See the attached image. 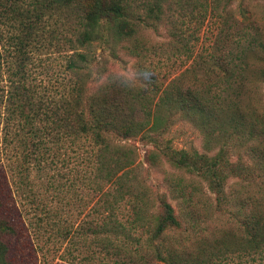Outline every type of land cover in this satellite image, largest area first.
<instances>
[{
    "label": "trees",
    "instance_id": "trees-1",
    "mask_svg": "<svg viewBox=\"0 0 264 264\" xmlns=\"http://www.w3.org/2000/svg\"><path fill=\"white\" fill-rule=\"evenodd\" d=\"M134 1L0 0V30H5V34L0 31V41L5 40L0 45V72L3 62L8 64L1 142L5 146L14 143L11 148H16L15 159L9 165L6 163L8 168L3 162L0 163V204L8 208L13 200L8 176L14 179H10L11 183L19 182L30 190L35 182L34 175L31 176L33 179L29 176L32 170L43 171L44 164L49 160L53 162L54 157L58 156L59 148L73 145L82 147L77 142H85V165L76 175L79 180L75 179V182L85 184L87 188L82 200L88 210L87 218L80 224V231L75 236L76 247L80 245L86 248L92 243L109 264H181V257L187 258V255L183 256L187 252L179 250L185 238L180 235L171 240L166 232L180 224L174 208L163 200L160 207L148 216L145 191L139 188L140 182L130 167L132 158L125 152V145L113 137L128 139L141 132L144 133L143 137L147 135L150 138L149 131L161 105H179L187 101L195 108L201 106L203 114L212 112L214 124L221 126L219 132L228 133L230 128L225 130L222 127V121H228L232 129L241 133L240 140L250 145L252 152V155H248L252 158L250 164L237 163L233 167L226 159L173 152V162L193 167L210 181V188L216 194L212 201L214 208L225 209L231 201L240 204L234 217L245 232L241 237L247 240L243 246L226 243L213 245L211 249L208 248V255L191 260H195V264H228L227 260L241 261L245 257L261 255L264 253V204L254 196L253 201L257 199L256 203L262 209L258 213L248 214L246 212L252 209L253 204L246 202L249 200L246 195H250L247 190L242 187L236 194V186L228 192L223 188L226 175L232 172L248 177L251 171L252 176L260 179L264 177V134L261 132L263 138H259L260 134L251 132L256 131L257 123L260 122L255 112L248 114L238 109L239 85L244 81L245 68L241 62L237 66L236 56L229 53L233 51L231 47L239 48V53L243 52L240 45L246 31L241 33L237 30H246V27L239 28L235 22L229 24L222 19L225 24L219 23L212 43L198 51L193 62L166 85L156 81L155 76L143 84H134L103 68L96 71L98 74L93 79L100 77L99 84L89 90L87 83L92 79L91 63L94 62L89 47L95 40L106 39L104 30H96L97 27L102 26L103 22L107 23V33L113 35L117 42L131 38L135 30L129 19L134 12H130L127 7ZM137 1H141L144 8L147 6V13L153 12L154 17L160 19L158 13L162 14L161 4L166 0ZM216 1H212L213 10H217ZM63 18L74 24L70 35L52 28L50 19H54V23ZM182 40L181 49H185L188 39ZM60 42L67 45L66 69L71 81L64 92L51 95L45 87L43 90L37 89L29 81L31 74L27 66L34 51L53 43H56L55 47H60ZM253 44L259 45L264 53V44L255 38L251 42L247 41L246 51ZM234 95H237L236 101L233 100ZM245 120L250 125H246ZM150 122L152 124L149 125ZM257 128L263 129L260 125ZM246 129L248 133L245 134ZM247 184L251 185L252 182ZM189 193L185 201H192V192ZM37 196L34 195L36 202L39 201ZM184 200L180 203H184ZM122 205L127 207L125 222L119 218ZM62 211L59 210L60 213ZM183 212L191 219L198 218L190 210ZM226 216L230 218L229 214ZM7 218L0 220L3 222L0 226V264H28L27 261L17 262L11 256L8 236L21 228L14 220ZM51 224L57 225V239L73 241L69 228L60 220H52ZM229 227L223 230L230 232ZM92 256V253H88L84 259L91 262Z\"/></svg>",
    "mask_w": 264,
    "mask_h": 264
},
{
    "label": "rangeland",
    "instance_id": "rangeland-1",
    "mask_svg": "<svg viewBox=\"0 0 264 264\" xmlns=\"http://www.w3.org/2000/svg\"><path fill=\"white\" fill-rule=\"evenodd\" d=\"M212 1L166 0L161 4L162 14L158 13L160 19H156L153 12L147 13V6L144 8V4L136 0L127 7L130 12H134L129 20L135 32L131 38L118 42L113 35L107 33L109 26L103 22L96 30H104L106 39L95 40L89 47L91 55H94V62L91 63L92 79L87 83V88L92 90L99 84L100 77L94 81L93 79L98 74L96 71L103 68L129 79L134 84H143L155 76L156 81L166 85L193 62L198 51L212 43L219 23L223 22L222 19L229 24L235 22L239 28L246 27V30L237 31L246 33L240 45L243 52L239 53L237 52L239 48L233 47H231L233 51H229L232 53L231 56H236L234 58L237 66L241 62L245 68L244 81L239 85V99L234 95L233 100H238L239 110H245L248 114L255 112L256 118L260 121L257 127L260 125L263 129L256 127V131L251 132H256L260 134L259 138H263L264 53L257 44L249 45L248 51L246 47L247 41L251 42L253 38L264 44V0H217L215 3L217 10L212 9ZM53 20L50 19V22L54 30H63L61 33L67 35L74 30V24L65 18L54 23ZM224 27L227 28V25ZM0 31L5 34V30ZM183 38L188 39L185 49H181ZM3 41L5 40L0 41L1 46ZM53 44L31 54L27 66L31 74L28 79L37 89L43 90L45 87L49 94L58 95L68 88L71 76L66 69V43L60 42V47L57 45L55 47L56 43ZM7 67L8 64L3 62L0 72V163L3 162L6 168H8L6 163L9 165L16 157V148H11L14 143L5 146L1 142ZM213 119L212 112L203 114L201 106L195 108L187 101L179 105H161L153 119L149 131L150 138L147 135L143 137L144 133L141 132L128 139L113 137L115 141L125 145V152L132 158L130 167L133 168L132 174L135 173L140 182L139 188L145 191L148 216L160 207L163 200L168 201L174 208L180 224L167 229L166 232L171 240L180 235L185 238L179 250L187 252L183 255H187V258L181 257V264H195L196 261H192L191 258L208 255L206 252H209L208 248L211 249L213 245L226 243L243 246L247 242L241 237L245 232L234 217L235 210L240 204L231 201L225 209L214 208L215 204L212 201L215 200L216 194L210 188V181L193 167L181 166L172 161L174 151H183L191 155L193 153L204 155L206 158L226 159L232 167L237 163H251L252 158L248 157L249 154L252 155L251 146L240 140L241 133L232 129L226 120L222 121L224 122L222 127L225 130L229 127L228 133L219 132L221 126L214 124ZM245 124L250 125L247 120ZM246 133L248 129L245 130ZM77 143H81L82 147L78 145L61 147L53 162L49 160L44 164L43 171H31L29 176L33 179L31 176L34 175L35 179L31 191L24 184L11 183L10 179H14L8 176L13 200L8 208L0 204V220L8 217L7 220L12 219L18 223L17 226L20 225V230L17 227L16 232L8 236L11 256L17 262L86 264L90 260H85V256L92 253L90 264H109L102 254H98L97 246L91 243L88 247L81 248L80 245L76 247L74 242L77 232L80 231V224L87 218L88 210L84 199L82 200L87 188L85 184L75 182V179L79 180V176L76 175L85 165L86 144ZM72 147L75 149H71ZM221 155L223 157H220ZM248 175L241 177L233 172L227 174L223 185L224 191L228 192L231 187L236 186L237 194L243 187L250 194L246 195L249 199L246 202L253 204L252 209L246 213L255 214L262 208L264 212V206L259 208L257 199L253 201L255 196L264 204V180L262 184L260 183L264 177L260 179L252 176L251 171ZM247 182L252 184L248 185ZM189 192H192V201H185L184 199L191 194ZM34 193L39 195L38 202L34 201ZM182 200L184 203L181 204ZM43 203L45 206L42 207ZM120 208L122 212L119 218L125 222L124 212L127 207L122 205ZM60 209H63L61 213ZM183 210H190V213L198 218L191 219L190 216L184 215ZM226 214H229L230 218ZM56 219L69 228L73 241L67 239L61 241V238L55 237L57 225L51 222ZM2 225L3 222L0 221V226ZM228 226L230 232L224 231L223 229ZM255 240L257 241V238ZM227 261L228 264H264V253L256 254L254 258H242L241 261L238 259Z\"/></svg>",
    "mask_w": 264,
    "mask_h": 264
}]
</instances>
